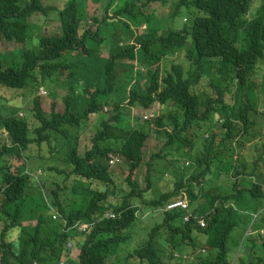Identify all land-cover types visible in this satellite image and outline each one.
Listing matches in <instances>:
<instances>
[{"label": "clouds", "instance_id": "clouds-1", "mask_svg": "<svg viewBox=\"0 0 264 264\" xmlns=\"http://www.w3.org/2000/svg\"><path fill=\"white\" fill-rule=\"evenodd\" d=\"M109 1L111 0H0V67L16 69L23 63L24 54L29 50L42 55L55 43H59L57 37H52L58 35L62 54L57 53L56 57L49 61V68L57 73L60 80L67 81L70 93L75 95L82 93L88 86V81H91L92 73H88V67L92 61L97 60L106 70L112 67V71L113 66L122 62L120 57L122 53L115 55L109 47L108 39L112 38L115 41L118 37L114 30L117 20L113 15L106 13ZM180 1L183 4L178 14L183 18L180 24L175 23L177 15L172 17L175 0H123L128 8L121 12V16L131 22L134 17L137 18L140 21L137 25L141 28L146 29L150 26L159 30L157 20L162 22L160 20L162 7L172 6L168 21L162 23L165 28L174 27L178 31H183L193 27L190 21L195 15H200L196 18L211 19L228 7V11H233L239 0ZM156 2L160 5L156 6ZM251 10L249 19L258 13L264 18V2L262 5L251 7ZM142 11L147 14L146 22ZM187 12L188 16L185 15ZM223 27L225 25L221 26ZM70 37L74 38V42L70 41ZM119 44L123 48L121 41ZM130 44L139 48L141 45L140 42ZM181 54L165 53L162 56L165 58L161 62H142L138 57L129 60L133 65L132 74L123 73L117 76V80L113 73L115 79L109 82L122 81L125 88L136 87L138 83L144 86L155 68ZM209 59L217 64L219 63L217 60H220L219 57L213 56ZM213 77L214 75L210 81ZM253 80L260 83L259 90L264 99V42L259 48V60ZM36 85L34 91L25 86H3L0 91L3 95L0 113L13 114L17 120L25 122L27 140H31L24 146L17 137L8 132L2 135L5 141L0 142L1 149L11 151L9 155L0 159V264H153L154 261V264H207L205 260L209 252V246L205 244L207 236L203 244H198L197 249L177 250L173 247L169 250L166 248L167 243L163 252L169 255L162 253L158 262L154 258L153 260L148 258L146 253L151 251L144 247L152 229L157 223L162 222L164 212H183L184 223H191L204 230V233H208L210 228L209 232L217 236L218 231L213 228L214 221H220V217L224 219L228 213L231 217L235 212L242 210L253 215L243 237L257 230L254 227L252 229V224L257 221H261L262 227L258 228L259 231L256 233L264 237V183L249 180L248 189L234 184L245 174L238 163L232 161V164L226 162L217 166L203 162L198 164L201 167L197 170L193 160L189 158L182 160L181 162L189 166L193 172L197 170L193 176L182 174L179 166L166 169L159 163L153 166L155 171L150 186L148 181L142 183L131 179L140 186L137 187L138 191L142 190L141 195L139 193L134 195L129 187L128 174L131 168H135L131 167V161L123 153L125 142L106 137L99 139L98 134L105 129L101 121L103 119L108 121L112 115L108 107L103 108L104 117L98 113L90 114L84 105L88 101H84L82 97L81 111L75 110L55 126L43 129V121L38 115H43L47 120L51 118L53 112L64 113L65 93L55 97L49 90L52 86L48 83ZM205 90L217 96L216 88L210 86V83H207ZM44 98L49 100L48 109L44 106ZM58 98L64 103L63 111L56 108ZM135 104L133 114L140 113L143 119L166 112V107L160 102H155L148 108L140 106L138 102ZM177 108L178 106L174 104V110ZM255 108L257 112L253 111L250 121L246 116L243 117V130L252 134L253 141L249 144L246 155L252 161H257L259 171L264 172V120L261 118L264 110L260 107ZM218 119L219 115H216L215 120ZM127 122V116H122L120 121L116 122L113 119L109 124L119 127ZM94 125H97V129L93 128ZM140 125L136 118L132 119V127L137 131H142ZM152 125L154 123L150 124ZM148 132L150 136H155L153 129ZM39 140L41 144L38 143ZM255 142L259 145L253 150ZM14 149H19L20 152H13ZM190 149L189 152H195L194 149ZM236 156L237 154L235 158ZM76 158L81 161L80 166H77ZM160 164L163 170L159 168ZM180 174L185 183L191 179L195 198L190 197L186 186H177L176 191L169 196L163 206H152L158 195L175 187L172 188L171 185ZM170 176L174 177L173 181H169ZM159 181L166 182L165 185L162 184L164 188L158 189ZM257 188L263 191L261 200L263 206L258 205L256 211H247L252 209L253 205L239 206V202L253 195ZM201 205L204 206V212ZM129 209L134 210L131 224L123 226L124 218L127 217L125 213H128ZM147 210L162 215V219L156 221L150 229H141L139 237L134 236L139 222L142 221L141 213ZM19 212H24L25 219L24 224L21 222L22 225L33 230L40 228V234L44 236L46 242L56 241L60 235H64V238L56 243V254H53L54 251L49 245L36 246L34 254H18L19 259L11 253L5 254V250L9 246H14L19 239H16L20 232L18 230L6 233ZM237 218L241 220L246 217L237 215ZM48 227L52 229L49 231ZM122 237L130 238L124 243ZM203 246L207 249L202 248ZM144 249L146 251H143Z\"/></svg>", "mask_w": 264, "mask_h": 264}, {"label": "trees", "instance_id": "trees-1", "mask_svg": "<svg viewBox=\"0 0 264 264\" xmlns=\"http://www.w3.org/2000/svg\"><path fill=\"white\" fill-rule=\"evenodd\" d=\"M263 2L264 0H239L233 11H228V7L211 19L196 18L200 15H195L190 21L192 28L178 31L174 27L165 28L166 26L162 23L168 21L173 10L172 6L162 7L163 13L160 17L162 22L156 19L160 25L159 30L152 29L150 26L144 29L137 25L140 23L137 18L134 17L133 23L121 16V12L128 8L123 0H111L106 6V13L113 15V18L117 20L114 30L118 37L115 41L112 38L108 39L109 47L115 55L122 53L120 55L122 62L114 64L113 71L112 67L106 70L97 60L92 61L88 67V73H92L88 86L77 95L70 93L67 81L60 80L57 73L49 68V61L54 59L57 53L62 54L59 36L52 35V37H57L59 43H55L49 51L37 55L34 50H29L24 54L23 63L16 69L0 67V91L3 86H25L34 91L36 84L48 83L52 86L49 90L53 96L57 97L65 93L63 96L66 102L64 113L53 112L51 118L47 120L43 115H38L43 121V129L47 126H55L75 110L81 111L83 109L80 105L82 97L84 101H88L84 105L90 114L98 113L99 116L104 117L103 108L107 106L112 115L108 121L105 119L101 121L105 129L98 134L99 139L106 137L125 142L123 153L131 161V167L135 168H131L128 174L129 187L134 195L138 193L141 195L142 190L138 191L137 187L140 186H137L131 179L142 183L148 181L150 186L155 171L153 166L159 163L163 164L166 169L179 166L180 171H183L182 174L193 176L201 167L198 164H203V162L218 166L221 163L223 165L226 162L232 164V161H235L242 167V173L245 174L234 184L248 189L249 180L259 182V184L264 183V172L259 171L257 161H252L246 155L249 144L253 142L252 134L243 130V117L246 116L250 121V115L254 114L253 111L257 112L255 107L264 110V99L259 90L260 83L253 80L259 60V48L264 42V18L259 13L248 18L252 11L251 7L262 5ZM174 4L172 17L180 14L183 5L180 0H175ZM155 5L159 6L160 3L156 2ZM144 15V22H146L147 14L144 13ZM222 25L225 27L221 28ZM69 39L74 42V38ZM119 41L122 42L123 48ZM130 42H140V48L135 45L131 46L133 44ZM173 52L182 54L161 63L163 67L155 68L144 86L138 83L136 87L125 88L122 81L109 82L115 79L114 74L116 77L123 73L132 74L133 65L129 60L138 57L142 62H161L165 58H162L163 54ZM211 56L219 57L220 60H217L219 63L210 60ZM116 79L118 80V77ZM207 83L216 88L217 96L205 90ZM58 86L65 91L58 89ZM2 97L3 95L0 94L1 102H3ZM117 97L120 98L117 99ZM137 102L144 108L160 102L166 107V112L143 119L140 113L133 114L132 109ZM174 104L178 106L176 110H174ZM36 106L38 109L37 102ZM38 111L41 112L40 109ZM11 112L13 113V109ZM216 115H219L218 120H215ZM122 116L128 118L127 123H122L124 126L115 127L109 124V121L113 119L116 122L120 121ZM133 118L141 123L142 131H137L132 127ZM261 118L264 120V112ZM151 123L154 125L150 126ZM151 129L155 131L154 137L148 132ZM26 131L25 122L17 120L13 114L0 113V142L5 141L2 135L10 132L12 136L18 138L22 145L26 146L27 141L31 142L27 140ZM38 143L41 144V140ZM258 145L259 143L255 142L253 150ZM189 149H194L195 152H189ZM12 151L20 152L19 149ZM10 153L9 149L0 148V159ZM187 158L193 160L197 166L196 171L193 172L189 166L181 162ZM75 162L77 166H80L79 159L76 158ZM180 177L181 174L171 185L172 188L175 187L158 195L152 206H163L169 196L176 191L177 186H186L190 197L195 198L191 179L185 183ZM170 178L169 181L174 180V177L170 176ZM262 196L263 191L257 188L253 195L239 202V206L251 207L253 205L252 209L247 211H256L258 205L263 204ZM132 208L137 210L136 207L132 206ZM201 208L204 212L203 205ZM133 209L125 213L127 217L124 218L123 226L131 224ZM130 215L132 217H129ZM182 215L183 212L180 211L164 212L162 222L157 223L152 229L144 247L149 252L151 251V254L145 252L150 260L154 258L158 262L159 255L165 253L163 251L167 243H171L177 250H194L198 248V244H203L207 236L205 242L209 246L208 257L205 259L207 264H264V237L256 233L259 231L258 228L262 227L261 221L252 224V229L254 227L256 231L243 237L253 215L240 210L231 217L228 213L224 219L220 217V221L215 220L213 228L218 231V237L209 232L210 228L208 233H204V230L191 223H184ZM237 215H243L246 218L239 220ZM24 219V212L17 213L7 229L6 233L10 230L20 232L16 237V239L19 238L17 243L9 246L5 254L11 253L19 259L18 254H34L36 246L45 245L51 246L53 254H56V243L62 240L64 235H60L56 241L46 242L44 236L40 234V228L33 230L22 225ZM237 227H241V235L233 238L232 232ZM51 229L48 227L49 231ZM129 238L122 237L121 239L126 243ZM230 241L233 242L232 246ZM145 249L143 251H146ZM170 256L172 257V254Z\"/></svg>", "mask_w": 264, "mask_h": 264}, {"label": "rangeland", "instance_id": "rangeland-1", "mask_svg": "<svg viewBox=\"0 0 264 264\" xmlns=\"http://www.w3.org/2000/svg\"><path fill=\"white\" fill-rule=\"evenodd\" d=\"M186 16H188L189 15V13L187 12L186 14H185ZM182 20H183V18L180 16V15H178L176 18H175V23L176 24H180L181 22H182ZM20 53H22V51H20ZM83 84H84V82H83ZM58 89H60V90H62V91H65V89H63V88H61V87H59ZM6 96H8V97H10L11 98V96L9 95V94H6ZM44 106H45V108H49V100H46V98H44ZM56 108L59 110V111H63V108H64V103H63V101H62V99L61 98H58L57 99V101H56ZM138 126V125H137ZM93 128L94 129H97V125H94L93 126ZM159 168L160 169H162L163 170V168H162V165L160 164L159 165ZM155 180H157V176H156V178H155ZM165 185L166 184V182L165 181H159V183H158V189H162V188H164L163 187V185ZM141 219H142V221H140L139 222V227L136 229V231L134 232V236H137V237H139L140 236V232H141V229H143V228H147V229H150L151 228V226L156 222V221H160L161 219H162V215H159V214H157V213H154V212H151V211H145V212H143L142 211V213H141ZM241 235V227H237L233 232H232V237L233 238H236V237H238V236H240ZM134 240V238H132V241ZM230 245L232 246L233 245V242L232 241H230ZM133 247V246H132ZM131 247V248H132ZM166 248H168L169 250H171L172 248H173V245L172 244H168L167 245V247ZM202 248H205V249H207V247H202ZM201 249V248H200ZM235 257V256H234ZM233 257V258H234Z\"/></svg>", "mask_w": 264, "mask_h": 264}]
</instances>
